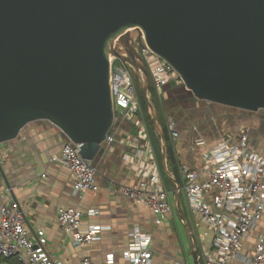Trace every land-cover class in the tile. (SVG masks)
I'll use <instances>...</instances> for the list:
<instances>
[{
    "label": "water",
    "instance_id": "obj_1",
    "mask_svg": "<svg viewBox=\"0 0 264 264\" xmlns=\"http://www.w3.org/2000/svg\"><path fill=\"white\" fill-rule=\"evenodd\" d=\"M142 36L197 101L264 110V0H0V145L47 121L93 165L114 125L110 60L117 59L143 80L163 168L176 182L150 102L144 46L135 44ZM193 257L200 264L197 251Z\"/></svg>",
    "mask_w": 264,
    "mask_h": 264
},
{
    "label": "built area",
    "instance_id": "obj_2",
    "mask_svg": "<svg viewBox=\"0 0 264 264\" xmlns=\"http://www.w3.org/2000/svg\"><path fill=\"white\" fill-rule=\"evenodd\" d=\"M140 43L144 47L138 50L151 73L154 91L160 100H167L166 87L172 82L176 86H184L183 81L170 65L152 53L143 36L135 38L137 47ZM116 61L110 60L114 122L118 119L132 121L138 133L133 151L125 156V162L138 180L135 185L123 188L122 193L129 201L148 207L155 216V224L161 225L173 213V207L162 183L147 126L140 120L141 107L133 70L121 62L116 65ZM167 126L171 139L177 141L180 133L172 116H168ZM110 132L103 146L111 148L116 140ZM53 161L69 171L76 192L98 190L97 170L81 157L79 146L70 140L62 144L60 155ZM203 161L202 171L186 165L180 167L183 189L190 211L196 217L195 227L200 231L195 247L199 263L231 264L238 261L240 264H264V235L259 236L253 253L248 257L241 255L244 240L264 217V149H253L249 135L241 130L238 134H227L215 147L206 151ZM203 174H207L208 179L201 182ZM210 194L212 200L208 202ZM2 200L0 264L5 260H14L15 264H62L50 253L43 231L31 236L24 210L10 198V189L3 190ZM83 218L84 213L78 209H61L58 214L64 234L71 236L78 247L92 244L101 231V227L95 226L83 232ZM126 255L130 264H152L154 251L149 240L142 238L137 231L132 234ZM113 263L114 258H109L107 264ZM82 264L95 263L86 258Z\"/></svg>",
    "mask_w": 264,
    "mask_h": 264
},
{
    "label": "crops",
    "instance_id": "obj_3",
    "mask_svg": "<svg viewBox=\"0 0 264 264\" xmlns=\"http://www.w3.org/2000/svg\"><path fill=\"white\" fill-rule=\"evenodd\" d=\"M199 102L183 117L176 118L180 138L177 141L171 139L180 182L169 171L168 164V172L177 183L166 175L163 162L160 165L152 145L162 183L173 207V213L161 225L155 224V216L148 207L129 201L122 193L123 188L135 185L138 180L125 162V156L133 151L138 136L135 123L126 119L114 122L110 133L115 136L116 142L111 148L103 146L93 163L97 170L98 190L84 193L74 190L69 171L53 161L60 155L62 144L67 141L64 133L47 121L30 123L16 140L0 145V207L2 192L8 188L10 198L24 210L31 236L35 237L38 231H43L48 239L50 253L62 264H82L86 258L95 264H107L111 257L114 258L113 264H130L126 252L132 243V234L137 231L150 242L154 251L152 264H188L189 258H193L195 264L193 253L199 242L200 231L195 227L196 217L190 211L186 194L187 206L181 199L185 191L180 167L186 165L202 171L203 155L221 141L220 128L213 124V118L207 116L209 111L200 112L199 118L195 115ZM249 118L252 119L251 116ZM140 120L144 122L142 113ZM259 120L261 126L253 127L249 136L251 147L257 151L264 149V116ZM240 125L239 129L233 131L238 134L244 130L248 134L245 125ZM164 174L170 182L164 179ZM207 179V174H203L200 181ZM178 186L181 190L176 199ZM212 195L207 196L208 202H211ZM61 209H78L84 213L81 223L83 232L95 226L101 227L97 240L85 247L74 245L73 238L64 234L59 225L58 214ZM261 235H264V217L244 240L242 256L248 257L254 252ZM1 264L15 262L5 260ZM231 264L240 263L234 261Z\"/></svg>",
    "mask_w": 264,
    "mask_h": 264
},
{
    "label": "trees",
    "instance_id": "obj_4",
    "mask_svg": "<svg viewBox=\"0 0 264 264\" xmlns=\"http://www.w3.org/2000/svg\"><path fill=\"white\" fill-rule=\"evenodd\" d=\"M134 81L136 84L135 79ZM168 86L166 87L167 88L166 91L168 92L169 98L168 100H164L166 101L164 102V104L158 103L156 101L157 94L154 91L153 85L151 86L150 97L158 112V115H159V118H160V121L163 127L165 139L167 141V146H168L167 164H168L169 171L173 173L177 181L180 182L177 163H176V160L173 154V149L171 146V136H170V132H169V129L166 123V116L173 115L172 117L175 120L176 118H181L184 116V114L187 111L192 109L199 101H197L183 86H176L175 83L173 82L169 84ZM136 88H137V93L139 97L141 113L143 114V120L146 123V126L148 128L147 130L149 134V139L154 147L156 156L158 157L160 165H161L162 163L161 138L156 133L155 123L148 112V109L140 93V90L138 89V87ZM159 101L161 102L162 100L159 99ZM163 177L167 182H170L165 174L163 175Z\"/></svg>",
    "mask_w": 264,
    "mask_h": 264
},
{
    "label": "rangeland",
    "instance_id": "obj_5",
    "mask_svg": "<svg viewBox=\"0 0 264 264\" xmlns=\"http://www.w3.org/2000/svg\"><path fill=\"white\" fill-rule=\"evenodd\" d=\"M130 32L134 35L136 34V30H131ZM116 65H120V61H116ZM148 72H149V76H150V80H151V73L149 70H148ZM133 76L135 77L134 79L136 80V84H137L136 87H138V89L140 90L139 84L140 83L144 84L143 80H141V82H139L136 75H134V73H133ZM151 86H152V81H151ZM158 97L159 96H157L156 101L158 103L164 104V100H162L160 102ZM168 98H169V96H168ZM150 102H152L151 97H150ZM152 104H153V102H152ZM195 111H196L195 115L198 116V118L200 116V112L209 111L208 114L206 113L207 116L209 118H213V124L217 125L220 128V133H219V137L221 138L220 140H222L227 134H231V132H233V134H236L235 131H233V130L239 129L240 124L245 125L244 128L247 130L249 136L251 137V134H250L251 129L259 127V124L261 126V122H260L259 118L261 116H264V110H261L258 112V114H256V113L246 112V111L221 106L218 104H212V103H208V102H204V101H201V103H199V107L195 108ZM244 114H246V115L244 116ZM246 116L248 118L245 120ZM250 116L252 117V119L249 118ZM242 118H243V120H242ZM241 121H242V123H241ZM156 133L158 134L157 128H156ZM181 199L185 203V205L187 206V199L185 197L184 192L182 193ZM187 211H188V208H187ZM188 221L191 224L189 217H188ZM188 264H194L193 258H189Z\"/></svg>",
    "mask_w": 264,
    "mask_h": 264
},
{
    "label": "flooded vegetation",
    "instance_id": "obj_6",
    "mask_svg": "<svg viewBox=\"0 0 264 264\" xmlns=\"http://www.w3.org/2000/svg\"><path fill=\"white\" fill-rule=\"evenodd\" d=\"M263 127H264V125H263Z\"/></svg>",
    "mask_w": 264,
    "mask_h": 264
}]
</instances>
